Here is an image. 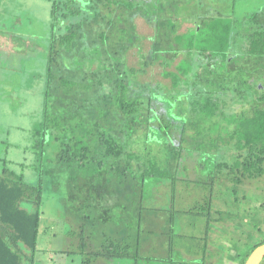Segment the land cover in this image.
Wrapping results in <instances>:
<instances>
[{
    "label": "trees",
    "instance_id": "obj_1",
    "mask_svg": "<svg viewBox=\"0 0 264 264\" xmlns=\"http://www.w3.org/2000/svg\"><path fill=\"white\" fill-rule=\"evenodd\" d=\"M45 1L50 5V37L41 120L33 132L38 179L31 185L22 175L7 168L0 172V264L34 263L44 179L51 173L40 168L46 137L57 145L51 171L67 172L69 183L83 177L84 174L78 172L84 173L91 166L101 170L107 164V171L101 174L102 181L116 196L127 200V210L129 204L136 203L138 220H128V224L138 229L148 181L156 178L177 180L178 172L187 168L185 163L191 158L193 165L201 166L221 150L226 158L213 162L215 174L211 179L234 197L251 181H264V86L260 89L247 84L243 64L264 63V25L246 32L244 37L237 29L243 22L218 15L187 34L176 36V25L170 17L164 16L167 8L161 0ZM167 2L170 6V0ZM260 16L264 20V11ZM137 17L151 24L153 31L152 49L145 57V66L153 64L161 54L172 51L162 48L165 41L181 44L189 55L175 65L174 72L163 74L173 89L182 84L188 92L172 96L165 104L157 100L156 94H134L129 88L127 72L133 74L135 71H127L119 61L123 50L138 41L132 23ZM237 35L243 36L247 44L245 51L235 54L238 50H234L233 41ZM194 57H199L200 63L211 61L217 66L216 72H208L205 76V80L209 77L218 83L215 91L207 86L196 88L195 83L186 80L194 75L197 65ZM237 62L238 68L231 66ZM228 84L231 86L227 91L232 97L239 102H252L249 113L226 114L223 111ZM170 113H176L178 120L165 117ZM160 119L166 123L162 124ZM138 120L150 135L157 125L164 136L160 159L135 155L115 138L114 130L117 129L122 138L124 127ZM188 129L191 134H187ZM135 173L139 177L138 187L133 184L137 179ZM171 182L173 188L175 183ZM203 195L202 203L193 209H202L201 214L207 217L203 237L207 243L214 200L211 191L208 196ZM83 218L90 221L87 215ZM261 244L264 240L251 246L240 264H244L252 250ZM137 245V236L126 234L114 243L110 241L109 246L104 247L106 250L90 254V258L135 259L138 258ZM84 248L86 246L81 244L80 249ZM131 249L135 251L130 252Z\"/></svg>",
    "mask_w": 264,
    "mask_h": 264
},
{
    "label": "rangeland",
    "instance_id": "obj_2",
    "mask_svg": "<svg viewBox=\"0 0 264 264\" xmlns=\"http://www.w3.org/2000/svg\"><path fill=\"white\" fill-rule=\"evenodd\" d=\"M174 1L170 0V6L167 0H161V3L167 8L164 16L170 17L176 25V36L187 34L210 17L218 15L243 22L237 29L244 37L246 32L264 25L260 16L264 11V0ZM132 23L135 25L134 33L138 41L124 49L119 60L127 71H135L133 74L127 72L131 91L140 96L156 94L157 100L164 104L170 102L172 96L187 93V88L182 84L173 89L170 80L163 76L165 72H174L178 62L189 58L181 44H174L172 40L165 41L162 48H170L172 51L161 54L153 64L145 66V57L152 49V25L139 17ZM243 36L237 35L233 41L234 50H238L235 54L246 49L247 42ZM49 37L48 2L0 0V172L7 168L22 175L25 182L31 185L36 184L38 179L33 132L41 120ZM194 59L197 64L194 75L186 80L191 84L195 83L196 88L207 86L210 91H215L218 83L215 84L209 77L205 80V76L208 72H216L217 66L211 61L200 63L199 57ZM243 64L246 66L244 70L247 84L261 89L264 86V63ZM231 66L238 68V62ZM227 86L223 111L226 114L249 113L252 102H239L227 91L231 85ZM81 101L86 102L85 99ZM88 111L92 113L91 110ZM165 117L178 120L176 113ZM161 123L165 124L166 120ZM157 127L154 126L156 131L151 137L138 120L124 127L122 138L116 132L117 129L114 130V136L125 150L146 158L160 159L165 139ZM191 133L188 129L187 134ZM46 142L40 168L51 173L44 179L42 214L33 264H81L82 261L83 264H188L191 261L201 264L206 244L203 237L207 217L201 214L202 209L199 211V208L193 207L201 204L203 194L208 196L210 191L214 201L210 211L208 244H212L217 250L219 260L215 264L241 262L251 246L264 240V181H251L249 186L239 190L237 197L218 186L211 177L215 174L213 162L226 158L219 150L211 157L212 160L205 164L202 162L201 166L193 165L192 158L187 160L185 165L188 169L185 167L180 170L175 181L160 178L148 181L139 215L141 240L138 258H113L112 262L103 257L90 258L89 254L104 251V247L109 246L110 241L104 234L110 236L107 233L113 226L115 230V227H124L128 220H138L137 205L133 202L127 210V200L123 201L116 196L102 181L104 178H101V174L107 171V164L101 170L91 166L84 173L78 172L80 175L84 174L81 176L84 179H79L82 184L86 183L83 186L77 180L69 183L67 172L51 171L57 145L50 142L49 137H46ZM134 177L137 179H134L133 184L138 187V174ZM88 179L92 187H85ZM171 181L175 183L173 188L170 186ZM87 189L91 192L88 193ZM86 215L90 217V221L83 218ZM73 216H76V221ZM216 218L220 221L219 224L215 222ZM84 223L86 226L82 227ZM112 235L116 236L115 232ZM81 244L86 248L80 249ZM60 250L66 253L62 254ZM260 264H264V259Z\"/></svg>",
    "mask_w": 264,
    "mask_h": 264
},
{
    "label": "crops",
    "instance_id": "obj_3",
    "mask_svg": "<svg viewBox=\"0 0 264 264\" xmlns=\"http://www.w3.org/2000/svg\"><path fill=\"white\" fill-rule=\"evenodd\" d=\"M80 179H84V178H80ZM78 181V183H80V186H83V185H85L86 183H81L82 182V180H77ZM85 187H92V183L90 184L89 183V179H88V184H87V186H85ZM81 190V189H80ZM86 191H88V193H90L91 192V190L90 189H87ZM215 222H217L218 224H219V220H218V218H216L215 219ZM134 226H129V224H128V221H127V223H125V226L124 227H115V230H113L114 229V226L111 228V230L107 233V234H109L110 236H107L106 234H104L105 235V237L109 240V241H113V243L114 242H116V240H120V239H123L124 237H125V235L126 234H128V235H130V234H132L133 236H137V243H138V245H137V247H138V250H139V247H140V234H141V231H140V228L138 229V228H136V227H134V231H132L131 229L133 228ZM125 228V231L123 230V229ZM84 230H86L85 228H84ZM209 231H210V227H209ZM209 231H208V233H207V236H206V238H207V243L205 244V247H204V249H203V251H202V260H201V264H215L218 260H219V256H218V253L216 252L217 250H215V248H213L212 247V244H208L209 243ZM112 232H115V235L116 236H113L112 235ZM89 233H90V231H89ZM213 242H214V240H213ZM138 250H137V253H138ZM60 253H66L65 251H62V250H60ZM87 254H89V253H87ZM246 254V253H245ZM69 255V254H68ZM90 255V254H89ZM106 259L108 258V260H110V261H108V262H112L113 261V258L112 257H105ZM92 261V260H91ZM90 261V262H91ZM84 262L82 261V263L81 264H83ZM188 264H198V263H195L194 261H191V263H188ZM234 264H240V262H238V263H234Z\"/></svg>",
    "mask_w": 264,
    "mask_h": 264
},
{
    "label": "water",
    "instance_id": "obj_4",
    "mask_svg": "<svg viewBox=\"0 0 264 264\" xmlns=\"http://www.w3.org/2000/svg\"><path fill=\"white\" fill-rule=\"evenodd\" d=\"M263 259L264 244H261L252 250L244 264H260Z\"/></svg>",
    "mask_w": 264,
    "mask_h": 264
}]
</instances>
